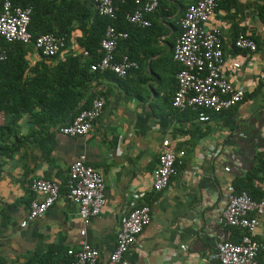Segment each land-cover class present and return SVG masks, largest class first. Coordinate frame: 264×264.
Listing matches in <instances>:
<instances>
[{
  "label": "crops",
  "instance_id": "crops-1",
  "mask_svg": "<svg viewBox=\"0 0 264 264\" xmlns=\"http://www.w3.org/2000/svg\"><path fill=\"white\" fill-rule=\"evenodd\" d=\"M48 1L54 7L47 14L48 24L56 23L52 14L60 11L58 17L63 24L70 17L71 27L68 46L58 57L45 60L53 66L69 54L84 53L83 41L95 35L93 31L101 32L102 26L92 0ZM197 1L160 0L159 9L150 15L151 26H130L129 37L120 42L117 52L138 61L139 68L125 77L101 74L92 81L89 93L104 96L107 102L86 136L60 131L70 117L40 123L25 111L10 124V134L15 132L8 144L14 150L0 149V264H68V250L81 248L83 240L100 251L96 264H107L123 218L143 204L151 206L152 220L123 264H220L212 257L218 243L236 239L222 220L233 182L246 179L251 191L256 188V194L264 196V81L260 78L264 0H222L205 23L208 29L221 30L224 71L246 91L245 99L234 107L210 112L209 121H201L196 110L173 105L180 68L173 49L182 32L181 17ZM241 33L257 42V50L236 47L235 38ZM29 45L24 55L35 66L44 58ZM235 62L240 66L235 67ZM6 123L7 116L0 111V129ZM2 131L0 135L7 134ZM165 140L186 154L178 161L170 186L156 191L153 172ZM81 158L103 174L107 199L85 236L78 207L66 195L69 169ZM34 178L59 182L61 196L43 216L28 220L31 200L41 197L31 191ZM255 238L264 242V213ZM259 261L264 264V251Z\"/></svg>",
  "mask_w": 264,
  "mask_h": 264
},
{
  "label": "built area",
  "instance_id": "built-area-1",
  "mask_svg": "<svg viewBox=\"0 0 264 264\" xmlns=\"http://www.w3.org/2000/svg\"><path fill=\"white\" fill-rule=\"evenodd\" d=\"M98 13L110 19L100 42L102 56L91 64L94 71H112L119 77H125L132 69L139 68L138 61L123 55L117 58L119 43L129 37V33L114 25L118 18L117 5L128 0H92ZM222 0H198L190 5L181 17V34L177 37L173 49L174 59L180 64L176 74L177 89L173 96V105L179 110L192 109L199 112L201 121L211 119L210 112H222L242 102L246 91L235 86L224 71L225 52L223 36L219 28L208 29L207 20L213 16ZM136 7L126 13V20L140 27L152 25L150 15L157 12L160 0H134ZM32 6L14 5L11 0L0 3V40L6 44L23 42L33 44L46 58L60 54L67 46L65 36L52 32L34 37L30 31ZM236 47L255 51L257 42L241 33L234 41ZM85 55H90L88 50ZM9 57L8 48L0 41V62ZM235 67L240 63L235 62ZM264 81V70L260 73ZM104 96L95 97L92 103L79 111L74 119L60 127V131L69 136H86L92 130L95 121L102 115L106 105ZM212 147L211 151L215 152ZM186 154L170 146L168 140L162 144L159 165L153 172L154 188L161 191L168 188L172 177L177 174L176 163ZM31 191L41 197H35L30 203L28 220L43 216L61 196L59 182L47 178H34ZM106 184L103 174L88 165L83 158L74 161L69 169L67 197L78 207L84 227L83 236L93 218L101 213L106 205ZM264 213V200L254 199L247 191L235 193L232 188L226 194L222 220L225 226L239 227L244 234L239 242L224 240L218 243L217 252L212 257L220 264H260L259 254L264 251V242L255 238L260 225V216ZM22 222L25 226L27 221ZM152 220V209L148 204L134 207L123 218L117 233V243L110 254L107 264H123L125 254L136 243L138 236ZM71 260L68 264H96L100 251L83 240L81 248L69 249Z\"/></svg>",
  "mask_w": 264,
  "mask_h": 264
},
{
  "label": "trees",
  "instance_id": "trees-1",
  "mask_svg": "<svg viewBox=\"0 0 264 264\" xmlns=\"http://www.w3.org/2000/svg\"><path fill=\"white\" fill-rule=\"evenodd\" d=\"M3 1L0 0V3ZM11 2L22 7L32 6L29 29L34 37L42 33L52 32L65 36L68 46V35L71 32V27H68L70 17L67 18L69 22L63 24V21L58 17L59 11L52 14V16H56V19L54 18L56 23L52 26L48 24L47 14L54 9V7L50 8L49 5L53 2L48 0H11ZM135 7L134 0L118 4V18L114 21V25L128 32L133 24L126 21V13L134 10ZM97 15L102 31H93L96 34H91L83 41V47L89 51L90 55L84 53L69 54L64 60L55 61L56 64L53 66L45 61L46 57H43L44 60L35 66H30L24 55L30 46L29 44L23 42L6 44L4 40H0L8 48L9 53L8 59L0 62V111H3L7 116V123L0 129L3 130L4 134L7 132L5 135H0V149H5L6 152L14 150L13 145L8 144L9 136L15 132L14 130L10 134L9 130L13 129V125L10 124L16 122V118L18 119L25 111L33 114L32 118L35 122L58 123L70 117L68 122L70 123L74 119L71 120V117L73 115L75 117L81 109L88 107L89 101L95 97V93H89L93 89L91 83L95 78L100 77L101 74L118 77L116 73L109 70L102 71L104 72L102 73L101 70L94 71L91 69V64L102 56L100 42L107 25L110 23V19L100 15L98 11ZM16 49L21 53L15 55ZM84 99L87 102L80 106ZM4 137L6 138L4 139ZM176 167H178V162ZM233 187L235 193L246 190L254 199L264 198L263 193L256 194V188L254 191L249 189L250 186L246 179L237 178L233 182ZM230 230L232 236L236 238L232 241L239 242L244 234L243 229L230 226Z\"/></svg>",
  "mask_w": 264,
  "mask_h": 264
}]
</instances>
